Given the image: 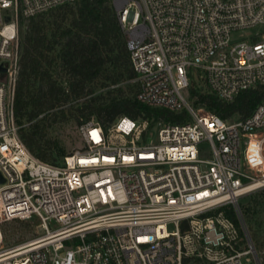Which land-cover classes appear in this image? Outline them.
I'll return each instance as SVG.
<instances>
[{
	"label": "built area",
	"instance_id": "built-area-1",
	"mask_svg": "<svg viewBox=\"0 0 264 264\" xmlns=\"http://www.w3.org/2000/svg\"><path fill=\"white\" fill-rule=\"evenodd\" d=\"M79 1L0 0V264H260L237 202L264 177V101L224 120L185 92L201 82L230 103L264 87V32L243 35L264 27V0H109L135 100L187 120L104 128L91 117L81 146L50 164L28 151L14 116L18 27ZM24 218L41 235L6 245L3 225Z\"/></svg>",
	"mask_w": 264,
	"mask_h": 264
},
{
	"label": "trees",
	"instance_id": "trees-1",
	"mask_svg": "<svg viewBox=\"0 0 264 264\" xmlns=\"http://www.w3.org/2000/svg\"><path fill=\"white\" fill-rule=\"evenodd\" d=\"M71 6L75 9L65 11L62 15H53L51 18H41L37 21L36 19L41 16L39 15L26 20L28 22L26 26H23L24 20L19 22V72L14 92V116L17 125L20 119L27 115L29 108L32 111L36 110L30 117H36L50 109L56 101V96L64 93L61 85L54 81L50 72L44 68L45 64L52 63V58L48 56L52 50L48 33L52 30L59 32L61 59L75 80L74 83H70L72 92L76 88H79L78 92L83 91L87 83L94 81L100 74H106L108 64L115 68L123 65L128 78H134L126 38L109 0H80L75 5L62 6L54 10ZM120 75H122L120 71L114 74L113 84L120 80ZM34 83L39 85L36 91L31 90ZM188 91L189 101L195 108L205 109L224 120L232 116L246 118L257 104L264 101V87L261 86L239 93L230 103L221 102L193 87ZM92 108L88 117L80 122L78 127L92 115L104 128L119 117L133 120L154 119L170 123L187 120L185 112L171 113L163 109L150 108L137 102L135 96L114 97L105 104H94ZM23 143L33 156L46 162V148L36 140V134L25 137ZM224 212L237 224L231 208Z\"/></svg>",
	"mask_w": 264,
	"mask_h": 264
},
{
	"label": "rangeland",
	"instance_id": "rangeland-1",
	"mask_svg": "<svg viewBox=\"0 0 264 264\" xmlns=\"http://www.w3.org/2000/svg\"><path fill=\"white\" fill-rule=\"evenodd\" d=\"M74 9L75 7L71 6L52 10L42 14L36 20L51 18L53 15H62L65 11ZM27 23V21L23 22V26H26ZM263 32L264 27L258 26L247 30L243 35L255 36ZM238 36H242V34ZM19 39L18 34V41ZM48 39L52 43L50 44L52 50L48 53V56L52 58V63L51 65L45 64L44 68L50 72L52 79L61 85L64 93L61 96H56V101L50 109L36 117H30L36 113V110L32 111L29 108L27 115L20 119L17 126L22 141L28 135L36 134V140L44 144V148H46V162L58 164L64 156L81 146L77 130L78 125L88 117L94 104H105L114 97L133 98L136 87L133 85L132 79L128 78L123 65L120 67L119 63L120 68L108 64L106 74H100L94 81L87 83L83 91L78 92L79 88H76L72 92L70 83H74L75 80L70 71L63 65L59 32L52 30L48 33ZM56 43L57 45H55ZM117 71H120L122 75L119 77L120 80L113 84L112 80ZM34 84L31 90L36 91L39 85L38 83ZM191 87L204 93L207 91L201 82L194 83ZM185 95L189 100V91L185 92ZM258 180H264V177ZM237 207L253 248L254 256L260 264H264V187L239 198ZM229 208L234 212L237 221L233 206H226L224 211ZM2 231L8 246L24 243L41 235L38 224L33 219L25 218L5 223Z\"/></svg>",
	"mask_w": 264,
	"mask_h": 264
},
{
	"label": "bare ground",
	"instance_id": "bare-ground-1",
	"mask_svg": "<svg viewBox=\"0 0 264 264\" xmlns=\"http://www.w3.org/2000/svg\"><path fill=\"white\" fill-rule=\"evenodd\" d=\"M262 187H264V180H261V181L257 180L254 182V184L252 186H250L248 188V190L245 191L244 194H247L249 192H252V191L259 189V188H262Z\"/></svg>",
	"mask_w": 264,
	"mask_h": 264
},
{
	"label": "water",
	"instance_id": "water-1",
	"mask_svg": "<svg viewBox=\"0 0 264 264\" xmlns=\"http://www.w3.org/2000/svg\"><path fill=\"white\" fill-rule=\"evenodd\" d=\"M5 71V69H3V68H0V72H4Z\"/></svg>",
	"mask_w": 264,
	"mask_h": 264
}]
</instances>
